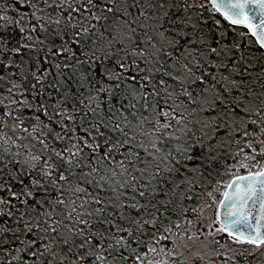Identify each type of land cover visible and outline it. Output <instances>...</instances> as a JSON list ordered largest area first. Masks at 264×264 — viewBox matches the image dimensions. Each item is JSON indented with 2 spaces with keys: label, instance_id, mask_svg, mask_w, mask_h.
Returning <instances> with one entry per match:
<instances>
[{
  "label": "snow or ice",
  "instance_id": "snow-or-ice-1",
  "mask_svg": "<svg viewBox=\"0 0 264 264\" xmlns=\"http://www.w3.org/2000/svg\"><path fill=\"white\" fill-rule=\"evenodd\" d=\"M0 264H264V0H0Z\"/></svg>",
  "mask_w": 264,
  "mask_h": 264
},
{
  "label": "trees",
  "instance_id": "trees-1",
  "mask_svg": "<svg viewBox=\"0 0 264 264\" xmlns=\"http://www.w3.org/2000/svg\"><path fill=\"white\" fill-rule=\"evenodd\" d=\"M216 18H217V19H221V17H220L219 15H217ZM222 24H223V27H224V28H228V27H229V25H228L226 22H223V21H222ZM236 31H237V32H241V31H246V29L237 26V27H236ZM245 39L251 41V40H252V37L248 36V37H245ZM241 171L244 172V170H241ZM206 214H208V212H207Z\"/></svg>",
  "mask_w": 264,
  "mask_h": 264
},
{
  "label": "rangeland",
  "instance_id": "rangeland-1",
  "mask_svg": "<svg viewBox=\"0 0 264 264\" xmlns=\"http://www.w3.org/2000/svg\"><path fill=\"white\" fill-rule=\"evenodd\" d=\"M242 173H244V172L241 171V174ZM215 195H216L217 200H219L221 198L219 193H215ZM207 215H214V210H212V209L208 210Z\"/></svg>",
  "mask_w": 264,
  "mask_h": 264
},
{
  "label": "water",
  "instance_id": "water-1",
  "mask_svg": "<svg viewBox=\"0 0 264 264\" xmlns=\"http://www.w3.org/2000/svg\"><path fill=\"white\" fill-rule=\"evenodd\" d=\"M243 174H245V173H243Z\"/></svg>",
  "mask_w": 264,
  "mask_h": 264
}]
</instances>
